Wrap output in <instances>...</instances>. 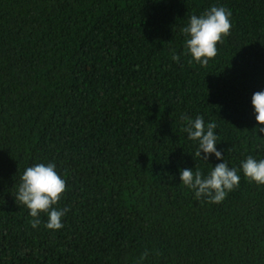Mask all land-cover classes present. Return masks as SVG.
<instances>
[{
    "label": "trees",
    "instance_id": "obj_1",
    "mask_svg": "<svg viewBox=\"0 0 264 264\" xmlns=\"http://www.w3.org/2000/svg\"><path fill=\"white\" fill-rule=\"evenodd\" d=\"M213 6L232 27L204 66L183 28ZM258 91L264 0H0V264H264ZM197 116L241 177L219 204L180 179L224 162L195 156ZM39 163L66 181L59 230L15 198Z\"/></svg>",
    "mask_w": 264,
    "mask_h": 264
},
{
    "label": "clouds",
    "instance_id": "obj_2",
    "mask_svg": "<svg viewBox=\"0 0 264 264\" xmlns=\"http://www.w3.org/2000/svg\"><path fill=\"white\" fill-rule=\"evenodd\" d=\"M230 17V10L216 6L211 7L203 15H192L187 26L183 28L186 36L185 54L190 53L194 61L206 66L211 59L216 57L217 45L223 42L224 37L230 35L232 27ZM173 59L179 62L180 57L174 55ZM252 105L255 109V119L258 122L256 129L258 133H264V127H259V125H264V91L253 94ZM182 119H187V117H182ZM215 128V123L205 125L203 116H197L183 130L188 133V139L198 141L195 156L207 161L214 154L217 159L224 160V162L214 166L207 176L198 169L195 171L182 169L180 179L182 185L194 190L197 199L207 197L209 203L219 204L225 200L228 193L239 187L241 177L238 170L230 167L222 152L217 150ZM242 171L249 182L264 185V159L257 161L249 156L242 162ZM20 180L15 198L30 210V216L33 218L32 227H38L40 214L46 213L48 216L46 227L50 230L61 229L63 227L62 217L69 210L55 207L66 191V181L57 173L56 164L39 163L28 167ZM147 256L146 251L141 256V260Z\"/></svg>",
    "mask_w": 264,
    "mask_h": 264
}]
</instances>
